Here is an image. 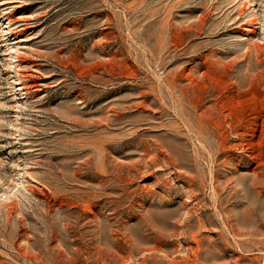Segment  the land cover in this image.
Listing matches in <instances>:
<instances>
[{"label":"rangeland","instance_id":"1","mask_svg":"<svg viewBox=\"0 0 264 264\" xmlns=\"http://www.w3.org/2000/svg\"><path fill=\"white\" fill-rule=\"evenodd\" d=\"M253 93L264 0H0V264H264Z\"/></svg>","mask_w":264,"mask_h":264},{"label":"bare ground","instance_id":"2","mask_svg":"<svg viewBox=\"0 0 264 264\" xmlns=\"http://www.w3.org/2000/svg\"><path fill=\"white\" fill-rule=\"evenodd\" d=\"M251 86H253V85L251 84ZM236 88H238V86ZM253 90H255V89H253ZM220 105L222 106V104H220ZM221 106H219V107H221ZM224 108H225V106H224ZM205 112H207V111H205ZM227 112H228L227 115H224V114L221 115L222 113H220V114H218L216 116L213 115L215 112L213 114L210 111L208 113H205V115L206 114L210 115V117L208 116L209 117L208 120L205 121L206 129L208 130L209 134L212 135L211 137L214 138V141L216 142L217 146L220 147V148H223L224 145H225L224 143H226V141L228 140V131H227L228 129L231 130V132H233L234 135H236L235 137L239 140L242 137L241 135L243 133V132L239 133V130L243 131L244 129H246V131H247V130L251 129V126L253 125V122H251V121H258V120L261 121L262 120L261 122L263 123V121H264V96L261 95V94L260 95L259 94L256 95L255 93H253L251 96H249V98H239L238 97V99H235L233 97L229 108H227ZM246 115L247 116L248 115L251 116L249 121L248 120H244L246 118ZM204 116L202 117V115H201L202 118H204ZM226 118L228 119V121L226 120ZM201 121H202V119H201ZM255 123H257V122H255ZM260 132H262V131H260ZM205 133H206V130H205ZM261 136H262V133H261ZM251 142L253 144V141H251ZM251 142H250V144H251ZM249 145H247V146H249Z\"/></svg>","mask_w":264,"mask_h":264}]
</instances>
